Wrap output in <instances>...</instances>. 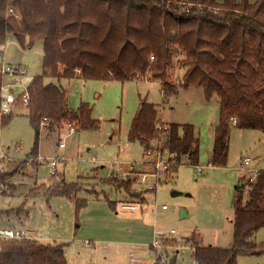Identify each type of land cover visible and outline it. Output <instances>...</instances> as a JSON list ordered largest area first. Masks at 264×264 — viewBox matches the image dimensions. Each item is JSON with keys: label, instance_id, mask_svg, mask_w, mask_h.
<instances>
[{"label": "trees", "instance_id": "trees-1", "mask_svg": "<svg viewBox=\"0 0 264 264\" xmlns=\"http://www.w3.org/2000/svg\"><path fill=\"white\" fill-rule=\"evenodd\" d=\"M9 35L23 47L43 41L42 73L29 83L27 103H21L24 93L13 103L26 108L34 128L31 157L38 156L44 127H100L92 105L81 102L71 109L65 88L53 78H147L161 82L164 97L191 87L201 88L208 101L217 96L212 166H227L233 126L264 131V0H0V54ZM177 67L184 72L172 82ZM4 74L0 70V106ZM14 115L0 114V124H8ZM156 139L167 149L170 173L183 162L199 165L195 125L161 122L157 105L141 98L128 140L140 142L146 150ZM14 173L0 170V194L6 193ZM110 182L131 190L134 180L117 175ZM247 183L241 177L235 187L233 239L228 246L204 244L199 232L185 239L197 264H238L240 256L264 254V244L253 240L264 228V170L249 182L245 196ZM80 189V183L67 182L56 171L48 185L34 186L30 194L73 198L78 213L87 205L75 195ZM65 247L35 238L1 239L0 264H69ZM177 253L167 264H177Z\"/></svg>", "mask_w": 264, "mask_h": 264}, {"label": "rangeland", "instance_id": "rangeland-1", "mask_svg": "<svg viewBox=\"0 0 264 264\" xmlns=\"http://www.w3.org/2000/svg\"><path fill=\"white\" fill-rule=\"evenodd\" d=\"M7 65L19 67L18 79L7 73L3 76V83L16 82L12 89L18 96L42 73L43 41L23 47L9 35L0 54V70L4 72ZM183 72L177 67L172 82ZM51 81L65 88L71 109L90 103L100 127L79 131L69 123L54 131L44 127L38 156L31 157L34 128L26 108L13 105L14 117L0 124V170L15 171L6 193L0 194V229H24L43 243H65L69 264H167L176 251L177 264H197L185 241L193 232L201 234L204 244L225 247L231 243L235 187L253 169L264 170L263 130L232 127L228 164L216 167L210 157L213 123L219 116L217 97L206 100L201 88L180 89L164 97L161 82L147 78L105 81L75 76ZM145 97L157 105L161 122L196 126L202 173L196 174V166L183 162L176 172L152 174L155 169L149 161L153 156L144 153L140 142L128 140L131 120ZM3 153L6 156L1 159ZM52 157H65L58 161V173L67 182L81 184L75 195L86 199L87 205L78 213L73 198L30 194L34 186L49 184L52 165L42 159ZM247 157L250 164L243 168ZM117 162L120 172L114 168ZM131 163L138 166L130 169ZM121 171L132 176V193L110 182L113 176L123 177ZM144 176V182L140 181ZM150 184L156 187L148 189ZM128 201L136 209L124 210L122 204ZM256 235L253 240L264 244V228ZM238 264H264V254L240 256Z\"/></svg>", "mask_w": 264, "mask_h": 264}, {"label": "built area", "instance_id": "built-area-1", "mask_svg": "<svg viewBox=\"0 0 264 264\" xmlns=\"http://www.w3.org/2000/svg\"><path fill=\"white\" fill-rule=\"evenodd\" d=\"M19 71V67L18 66H13V65H7L4 67V73H7L8 75L13 76V79H18V77H16L17 75H19L17 72ZM20 71H22V74L25 72L23 69H21ZM16 75V76H15ZM25 75V74H24ZM16 84V82L10 81L7 83H3L2 87H1V111L0 114L2 113H7L12 111V107H13V103L16 101L17 96H15V94L13 93V89L12 87ZM28 87V86H27ZM27 87L26 89L22 92L23 94V101L24 103H27L28 101V92H27ZM166 127V125H165ZM163 141V140H162ZM156 139L153 142L152 147H150L149 149L144 150V153L146 155L149 156H153V159H151L149 162V164H152L155 172H153L152 174L155 176H160L164 173H167L169 171V168L171 167L172 163L168 160V152L167 149L164 148V144L163 142ZM60 147H64L65 144L64 143H58ZM6 156V154H2V158ZM44 161L49 160L50 164L52 165V171L51 174L55 173L58 169H57V165H58V161H65V157L62 158H58V157H52L50 159H42ZM119 162L114 164V168L120 172L121 167H119L117 164ZM146 163V162H145ZM1 164V161H0ZM144 164L141 163L140 165ZM250 164V159L247 157L243 160L241 166L243 168H245L247 165ZM136 164L131 163L130 169L131 168H135ZM1 167V166H0ZM250 169V168H249ZM204 170L203 166L200 165H196V174H200L202 173ZM122 172V176L123 178L127 177V175L129 174V172ZM253 174L249 177L246 178L245 177V181L248 182L246 184V189H249V182H254L255 180H257L258 174L260 172L259 169H253ZM244 183V182H243ZM156 187L155 184H150L148 186V189H154ZM139 192V190H135V193ZM165 207V206H164ZM122 208L124 210H134L136 209V204L134 202H125L122 204ZM172 232H174V230H172ZM166 236V235H163ZM9 238H15V239H21V238H33L32 236H30L28 234V231H25L24 229H14V228H3L0 229V240L1 239H9ZM158 241L156 240L154 242V244H156Z\"/></svg>", "mask_w": 264, "mask_h": 264}, {"label": "crops", "instance_id": "crops-1", "mask_svg": "<svg viewBox=\"0 0 264 264\" xmlns=\"http://www.w3.org/2000/svg\"><path fill=\"white\" fill-rule=\"evenodd\" d=\"M192 88V87H191ZM180 92V91H179ZM178 92V93H179ZM177 93V94H178ZM217 96H214L211 100H213L214 98H216ZM216 101V104L218 105V110H219V99H218V97L215 99ZM210 101V100H209ZM152 102V101H151ZM154 103V102H153ZM158 108V107H157ZM219 120V116L216 118V120H215V122L213 123V131H212V136H213V138H212V149H213V142H214V131H215V126H216V124H217V122H218V120ZM196 127V126H195ZM234 127V126H233ZM231 134H232V131H231V133H230V147H231ZM200 138V137H199ZM230 147H229V153H230ZM212 149H211V155H212ZM211 158V157H210ZM145 177H147V176H144V178L143 179H140V181H142V182H144V179H145ZM243 177V176H242ZM241 178V177H240ZM144 197H145V195H144ZM145 199H146V197H145ZM232 227H233V225H232ZM259 232H257V234H258ZM257 236V235H256ZM232 239H233V236H232ZM232 241V240H231Z\"/></svg>", "mask_w": 264, "mask_h": 264}, {"label": "water", "instance_id": "water-1", "mask_svg": "<svg viewBox=\"0 0 264 264\" xmlns=\"http://www.w3.org/2000/svg\"><path fill=\"white\" fill-rule=\"evenodd\" d=\"M173 194H175V195L176 194H181V192L180 191H174ZM183 216H184V213H183Z\"/></svg>", "mask_w": 264, "mask_h": 264}]
</instances>
